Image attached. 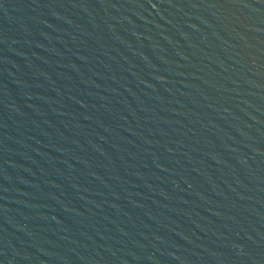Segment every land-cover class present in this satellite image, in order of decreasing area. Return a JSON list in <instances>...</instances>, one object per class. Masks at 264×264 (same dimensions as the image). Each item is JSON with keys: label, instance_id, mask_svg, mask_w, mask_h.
<instances>
[{"label": "water", "instance_id": "95a60500", "mask_svg": "<svg viewBox=\"0 0 264 264\" xmlns=\"http://www.w3.org/2000/svg\"><path fill=\"white\" fill-rule=\"evenodd\" d=\"M0 264H264V0H0Z\"/></svg>", "mask_w": 264, "mask_h": 264}]
</instances>
